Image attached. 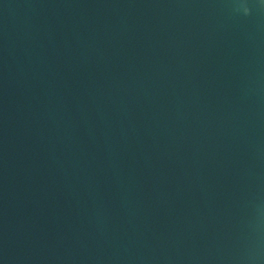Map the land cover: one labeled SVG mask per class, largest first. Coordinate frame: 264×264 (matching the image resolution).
I'll use <instances>...</instances> for the list:
<instances>
[{
    "label": "water",
    "instance_id": "95a60500",
    "mask_svg": "<svg viewBox=\"0 0 264 264\" xmlns=\"http://www.w3.org/2000/svg\"><path fill=\"white\" fill-rule=\"evenodd\" d=\"M0 264H264V0H0Z\"/></svg>",
    "mask_w": 264,
    "mask_h": 264
}]
</instances>
